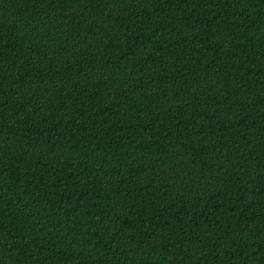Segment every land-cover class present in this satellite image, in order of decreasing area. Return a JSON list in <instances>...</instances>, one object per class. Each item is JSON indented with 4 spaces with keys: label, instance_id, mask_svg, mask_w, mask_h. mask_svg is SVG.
Here are the masks:
<instances>
[{
    "label": "trees",
    "instance_id": "trees-1",
    "mask_svg": "<svg viewBox=\"0 0 264 264\" xmlns=\"http://www.w3.org/2000/svg\"><path fill=\"white\" fill-rule=\"evenodd\" d=\"M0 264H264V0H0Z\"/></svg>",
    "mask_w": 264,
    "mask_h": 264
}]
</instances>
